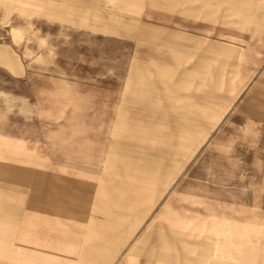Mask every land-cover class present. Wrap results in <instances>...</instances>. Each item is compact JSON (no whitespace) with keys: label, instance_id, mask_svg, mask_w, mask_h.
<instances>
[{"label":"rangeland","instance_id":"374dc122","mask_svg":"<svg viewBox=\"0 0 264 264\" xmlns=\"http://www.w3.org/2000/svg\"><path fill=\"white\" fill-rule=\"evenodd\" d=\"M165 1L180 0H0V163L23 173L0 181V201L15 210L0 214V264H110L96 250L86 256L90 231L115 218L133 187L145 197L132 239L143 250L129 264H226L244 260L247 247L263 261L261 121L248 126L254 163H219L214 151L166 145L146 127L157 98L144 92L138 58L165 52L181 30ZM189 1L205 4L199 14L210 20L221 10V0ZM245 122L238 118L236 129ZM180 232L186 246L172 242ZM152 247L189 259L159 262ZM125 248L122 241L112 260L127 264Z\"/></svg>","mask_w":264,"mask_h":264},{"label":"crops","instance_id":"0c3cea01","mask_svg":"<svg viewBox=\"0 0 264 264\" xmlns=\"http://www.w3.org/2000/svg\"><path fill=\"white\" fill-rule=\"evenodd\" d=\"M204 6L200 1L192 4L189 0H180L174 5L165 1V5H160L173 8L170 23L180 26L181 30L172 31L169 38L172 42L165 52L138 58L145 73V78L139 80L144 84V92L152 99L157 98L155 103H150L154 108L146 127L166 145L176 144L202 153L214 151L221 158L219 163H254L253 132L248 131V126H253L257 118L261 121L260 139L254 144L264 150V0H221L218 5L221 10L212 20L204 11L199 14ZM176 8H180V15L174 20L172 15ZM190 9H196V13ZM206 73L216 74V78L206 81L203 79ZM238 118L246 121L240 130L235 124ZM205 120L210 122L204 126ZM122 165L140 174H157L147 165ZM170 173L165 178L168 184L176 177L174 172ZM22 175L19 167L0 163V181L22 180ZM64 189L59 188L62 192ZM132 189L131 196L123 195L115 218L107 217L111 214L107 212V226L90 231L89 239L95 242L88 246L86 256H96L92 253L96 250L102 263L118 264L117 258L112 259L121 254L122 241L126 247L122 255L127 264L142 252L141 242H132V239L137 231L136 223L142 221L139 206L145 202V197L141 195V188ZM65 197L69 204L77 205L79 201L75 196L65 194ZM104 202L108 207L111 199L106 198ZM14 211L12 206L0 201V214ZM2 228L6 230L7 225L2 223ZM172 242L182 246L188 243L181 232ZM241 250L244 260L226 264H264V259L260 263L255 259L260 253L248 247ZM148 252L159 262L167 258H183L186 262L189 259L187 254L180 255L166 247L159 250L152 247Z\"/></svg>","mask_w":264,"mask_h":264}]
</instances>
